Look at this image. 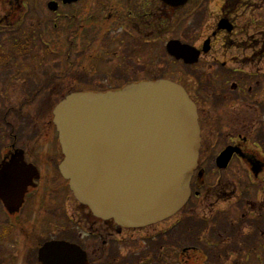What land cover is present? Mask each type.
Listing matches in <instances>:
<instances>
[{
    "label": "flooded vegetation",
    "instance_id": "obj_1",
    "mask_svg": "<svg viewBox=\"0 0 264 264\" xmlns=\"http://www.w3.org/2000/svg\"><path fill=\"white\" fill-rule=\"evenodd\" d=\"M94 3L99 11H87ZM260 3L0 0V176L24 165L38 175L21 203L8 207L0 196V264H44L41 251L49 244L55 245L51 253L78 257L80 264H197L202 258L190 253L198 251L195 239H202V227L208 238L213 233L226 239L232 250L238 239H249L243 245L250 255L261 245L264 250L263 59L229 58L230 52L245 50L246 37L255 31L260 44L251 50L264 56V13L262 20H248L250 11L264 10V0ZM184 26L190 37L164 44L167 60L188 75L172 81L186 89L198 110L200 165L190 200L174 217L149 227L130 229L98 219L77 201L60 172L64 156L54 111L80 91L79 83L92 87L96 76L104 80L89 91L151 81H140L126 56L136 49L129 47L135 44L138 53L157 48L161 36ZM204 33L209 37L202 41ZM171 41L192 48L198 60L173 58L167 51ZM105 84L119 86L105 89ZM32 208L43 218L32 220ZM225 225L231 234L223 236Z\"/></svg>",
    "mask_w": 264,
    "mask_h": 264
},
{
    "label": "water",
    "instance_id": "obj_2",
    "mask_svg": "<svg viewBox=\"0 0 264 264\" xmlns=\"http://www.w3.org/2000/svg\"><path fill=\"white\" fill-rule=\"evenodd\" d=\"M167 51L187 63L198 60L199 53L178 41ZM54 117L64 156L60 172L96 218L139 229L173 217L189 201L201 138L196 105L181 85L158 80L74 93L57 105ZM37 178L25 165L0 176L4 203H21ZM54 247L41 251L44 264H80L78 257L51 253Z\"/></svg>",
    "mask_w": 264,
    "mask_h": 264
},
{
    "label": "rangeland",
    "instance_id": "obj_3",
    "mask_svg": "<svg viewBox=\"0 0 264 264\" xmlns=\"http://www.w3.org/2000/svg\"><path fill=\"white\" fill-rule=\"evenodd\" d=\"M253 2L258 5L261 6L260 0H253ZM95 5H93V8L88 9L87 11H99L100 8H98V4L94 3ZM147 6V3L145 4ZM163 8V6H162ZM215 9V7H213V10ZM264 9V6H263ZM263 13L264 10H252L250 11V14L248 15V20H252V21H257V20H262L263 18ZM177 16H175L172 21L174 19H176ZM248 20H245L246 22ZM175 22V20H174ZM176 24V22L174 23ZM125 27L127 28L128 25H125ZM186 27L188 26H184L181 29H173V32L171 34H167L165 36H161V39H159L158 44H157V48L153 47L151 48L149 51H143L142 53H138V48L135 44H133V46H130L129 49H133L135 48L136 50V54L134 56H130L129 54H127V58L130 60V64L131 66L134 67L135 71H139V73L141 74V78L140 81L142 80H146L147 79H161V78H168L174 81H184L185 78H187V72L184 71L183 66L178 65V64H173L171 62H169L167 60V55H166V48H165V44L166 42H168L169 40H173V39H178V38H183L186 39L190 36H186ZM193 27L196 28H200L201 26L199 24H195L193 22ZM261 27V25H260ZM114 35L110 34V37H112ZM53 37V35L51 36ZM207 37H209L208 33H204L202 35V41L204 39H206ZM197 38V37H194ZM49 40V38H47ZM246 47L244 51H232L229 53V58L235 57L237 56L239 59H245L247 57H251V58H256V60H258L259 58L263 59V64H261V68L264 67V56L262 57H256L257 52L251 50L253 47H256L260 44L259 42V38L256 35V31L252 32L249 36L246 37ZM242 41V40H241ZM224 41H219L217 46L219 47ZM102 43V42H101ZM105 43V41L103 42ZM111 43V42H110ZM230 43V42H228ZM158 45H160L158 47ZM125 48V47H124ZM157 54V61L150 62L151 57L155 56V53ZM1 54V52H0ZM108 55V54H106ZM93 66H96L94 63L91 64ZM81 70V68H80ZM88 70L90 71V68H88ZM81 71H84L83 69ZM251 71V70H248ZM84 74H82L81 76H83ZM86 77V80L89 79V76L84 75ZM95 81H93V86H98L96 85V82H98V80H104L102 77H94ZM84 78H82L81 81H83ZM147 81V80H146ZM103 84V83H101ZM87 85H85V83L83 82L82 84L79 83L78 87L81 90L84 91H89L88 89H92V87L88 88L86 87ZM119 84H105L102 85V87H105V89H111L112 87H118ZM120 86H122L120 84ZM79 91V92H80ZM76 92V91H74ZM82 92V91H81ZM231 213L229 212V215ZM208 215H210L208 213ZM229 217V216H228ZM43 218L42 213L40 212L39 208L37 209H31V219L32 220H36V219H41ZM48 218V213L46 214V217ZM215 223V222H214ZM212 222H210V224H214ZM210 225L208 224L207 227H209ZM242 226V225H241ZM245 226L246 223H245ZM228 225H225V228H222L220 230L219 233H222L223 236H226V234H231L228 231ZM196 232L197 228L195 227ZM228 231V232H227ZM227 232V233H226ZM195 232H192V234H194ZM210 233V238H208L209 235V231L205 232L204 227H202V239H195V241L198 243V251H192L190 253L191 257H197V259L202 258V260H198L199 263L197 264H264V256H263V252L264 250L262 249V245L261 243H263V239H256L257 242H260V247L258 248V253L255 254H248V251L245 250L244 248L246 247L245 245H243L246 241H248L249 239H238L235 240L237 243H235L233 246V250H232V244H230L228 241H226V239H219V237H217V235ZM219 235V234H218ZM182 236V233H181ZM255 240V241H256ZM190 241H193L192 239ZM242 250L241 252L239 251L238 254H233V252H236L238 250ZM242 252H246V255H244ZM257 254V255H256ZM258 255H260V259L258 257ZM247 256L249 258H247ZM204 258H205V263H204ZM263 258V261H262ZM259 259V260H258ZM195 263V262H194ZM193 264V263H190Z\"/></svg>",
    "mask_w": 264,
    "mask_h": 264
}]
</instances>
